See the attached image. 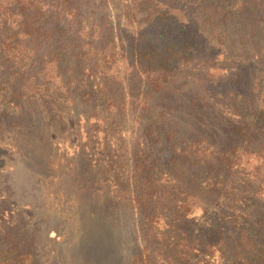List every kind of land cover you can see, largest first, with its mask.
<instances>
[{
    "label": "trees",
    "instance_id": "16d2710c",
    "mask_svg": "<svg viewBox=\"0 0 264 264\" xmlns=\"http://www.w3.org/2000/svg\"><path fill=\"white\" fill-rule=\"evenodd\" d=\"M0 104L113 264H264V0H0ZM6 191L0 264H39Z\"/></svg>",
    "mask_w": 264,
    "mask_h": 264
},
{
    "label": "rangeland",
    "instance_id": "374dc122",
    "mask_svg": "<svg viewBox=\"0 0 264 264\" xmlns=\"http://www.w3.org/2000/svg\"><path fill=\"white\" fill-rule=\"evenodd\" d=\"M2 107L0 104V110ZM34 114L40 120V114ZM58 135L59 140L46 136L31 145L13 142L15 132L0 136V186H5V196L13 199L17 207L14 210H21L32 226L39 264H113L120 251L116 248L118 242L114 245L111 238L117 233L126 237L127 228L114 231L99 205L91 210L90 202H67L58 189L60 175L49 172L48 178H40L45 171L40 164L50 150L71 151L62 142L63 136ZM50 230L59 236H47Z\"/></svg>",
    "mask_w": 264,
    "mask_h": 264
}]
</instances>
